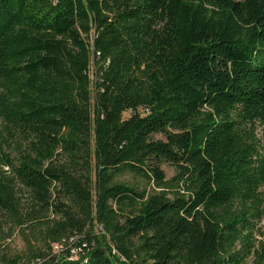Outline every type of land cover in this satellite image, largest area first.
<instances>
[{"label": "trees", "instance_id": "1", "mask_svg": "<svg viewBox=\"0 0 264 264\" xmlns=\"http://www.w3.org/2000/svg\"><path fill=\"white\" fill-rule=\"evenodd\" d=\"M116 254L264 264V0H0V264Z\"/></svg>", "mask_w": 264, "mask_h": 264}, {"label": "rangeland", "instance_id": "2", "mask_svg": "<svg viewBox=\"0 0 264 264\" xmlns=\"http://www.w3.org/2000/svg\"><path fill=\"white\" fill-rule=\"evenodd\" d=\"M97 85L98 84H97L96 78H95V82L92 85L94 98L97 95V88H98ZM155 137L159 138V139L163 138V136L161 134H157ZM163 168H164V170H165V172L167 174L168 179H171L174 176V173H175L174 169L168 164H164ZM118 180L123 181L125 183L136 182V179H134V176H132L131 174H125V175L119 177ZM143 184H144V182H141V186H143ZM96 232L99 235H104L106 237H109L108 234L105 233L104 230H102V228L99 227V226L97 227ZM69 241H71V239L70 238H66L65 242L62 245H59L58 247H55V245H54V253H56L58 255L66 254L65 253L66 251H69L70 249H72V247L70 248ZM10 243H11V246H12V248L14 250H20L23 247V241H22V239H21V237L19 235H15L12 238V240L10 241ZM84 250L85 249H83V248L79 249L78 253L75 255L74 259H80L81 260V259L85 258L86 255H87V252H85ZM69 253H71V252H69ZM116 256H117L116 257V261H117L118 264H128L122 256H120L118 254H116Z\"/></svg>", "mask_w": 264, "mask_h": 264}, {"label": "built area", "instance_id": "3", "mask_svg": "<svg viewBox=\"0 0 264 264\" xmlns=\"http://www.w3.org/2000/svg\"><path fill=\"white\" fill-rule=\"evenodd\" d=\"M71 239V242H74V240L72 238ZM59 245H62V244H56L55 247H58ZM72 247V249L69 250V253L68 254V257L71 258V259H74L75 255L78 253V250L81 249V248H76L74 246V243L70 244V248Z\"/></svg>", "mask_w": 264, "mask_h": 264}]
</instances>
